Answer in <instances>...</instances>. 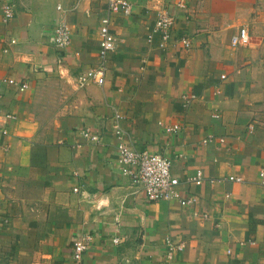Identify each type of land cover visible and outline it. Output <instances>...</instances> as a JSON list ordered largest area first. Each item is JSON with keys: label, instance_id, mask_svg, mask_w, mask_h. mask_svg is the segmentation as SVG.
I'll list each match as a JSON object with an SVG mask.
<instances>
[{"label": "crops", "instance_id": "0c3cea01", "mask_svg": "<svg viewBox=\"0 0 264 264\" xmlns=\"http://www.w3.org/2000/svg\"><path fill=\"white\" fill-rule=\"evenodd\" d=\"M130 1L132 15H112L117 47L104 86L80 88L77 75L100 65L107 1L0 0V80L29 85L21 92L3 84L0 99V113L16 116L9 135L0 134V264H264V0H167L174 39L190 37V50L176 41L162 50L159 34L148 42L155 6ZM6 3L16 10L8 24ZM59 5L72 30L66 50L52 41ZM240 28L250 44L234 47ZM142 60L144 89L136 92ZM185 92L197 95L188 107ZM115 113L125 118L123 141L169 158L194 205L149 202L123 175ZM160 122L184 128L170 136ZM209 136L227 143L203 144ZM198 170L200 186L189 180ZM83 233L94 241L76 263L70 246ZM168 237L184 244L170 262Z\"/></svg>", "mask_w": 264, "mask_h": 264}, {"label": "built area", "instance_id": "2783aa9c", "mask_svg": "<svg viewBox=\"0 0 264 264\" xmlns=\"http://www.w3.org/2000/svg\"><path fill=\"white\" fill-rule=\"evenodd\" d=\"M108 6V15L102 20V26L100 30V65L90 68L84 72H81L76 77V83L80 88L87 86L88 84H96L98 86H104L107 75V60L111 52L117 47V38L112 32V15L123 14L130 16L133 14L136 4L130 0H106ZM148 4H154L156 21L153 26L152 34L148 37L147 41L152 43L153 36L155 34L160 35L159 47L162 50H168L173 41L179 42L190 50L192 48V40L188 36H182L174 39V26L176 25L177 17L172 13L168 6L167 0H145ZM178 7L185 8V4L179 2ZM58 10L62 12L61 5L58 6ZM3 22L8 24L16 16L15 5L6 3L2 5ZM55 21L52 36V41L59 50H66L72 41L71 27L66 23L62 17ZM17 43L16 39H11L8 43V47L3 51L8 53L10 47ZM231 44L234 47H245L250 44V34L247 28H240L236 34L231 38ZM3 84L17 86L18 89L23 92L29 88L27 82H16L13 78H5L0 80V99L3 95ZM197 95L192 92H185L181 99L184 107H188L195 99ZM215 118H219V114L213 115ZM16 118L14 114L0 113V134L3 136L9 135L7 125ZM124 116L121 113H115L112 121L113 134L118 138L117 151L118 162L121 166V170L124 176L129 177L132 183L143 190L146 199L149 202H157L161 200L176 202L182 207H190L197 201L191 194L183 193L181 190L182 182L173 172L172 161L166 156L158 153H152L149 150H139L132 144H127L123 141L125 132L122 130V123ZM164 127L163 129L170 136H176L182 132L184 125L181 122H175L172 124H165L160 122ZM249 133L254 131L252 125L248 126ZM82 135L85 139L95 143L101 142L100 134H93L88 130H83ZM217 141L221 144L227 143L226 138L209 136L203 140V144ZM4 152L9 151V146L5 145L2 149ZM264 176V170L261 172V177ZM204 174L202 170H198L196 174L189 180L195 185L200 186L204 182ZM230 182H242L243 178L230 176L227 178ZM77 191V189H75ZM195 217L208 218L207 214H200L194 212ZM94 241V235L91 233H83L75 240H73L70 251L72 260L76 263H81L83 256L88 252ZM114 244H119L120 239L114 238ZM184 250V244L177 243L172 237L166 238V261H173L176 254L181 253Z\"/></svg>", "mask_w": 264, "mask_h": 264}, {"label": "rangeland", "instance_id": "374dc122", "mask_svg": "<svg viewBox=\"0 0 264 264\" xmlns=\"http://www.w3.org/2000/svg\"><path fill=\"white\" fill-rule=\"evenodd\" d=\"M64 14H66V10L64 9V8H62V14L60 15V18L62 17V19L66 22V23H68L67 22V20H66V18H65V16H64ZM69 25V24H68ZM54 28V27H53ZM146 66V63L142 60L141 61V63H140V72H139V78H137L139 81L134 85V87H135V89H136V92H138V91H140V90H142L143 91V84H142V77H143V75H144V73H142V69H143V67H145ZM141 91V92H142ZM53 101H54V103L56 104V97H57V95H55L56 94V88L53 90ZM61 95V94H60ZM54 103H52V105H55ZM53 110V109H52Z\"/></svg>", "mask_w": 264, "mask_h": 264}]
</instances>
